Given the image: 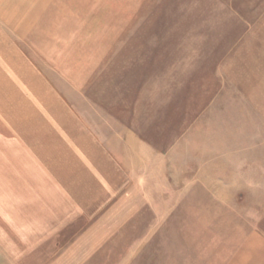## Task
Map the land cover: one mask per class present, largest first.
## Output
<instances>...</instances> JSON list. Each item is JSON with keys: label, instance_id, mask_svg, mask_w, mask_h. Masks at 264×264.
Segmentation results:
<instances>
[{"label": "rangeland", "instance_id": "rangeland-1", "mask_svg": "<svg viewBox=\"0 0 264 264\" xmlns=\"http://www.w3.org/2000/svg\"><path fill=\"white\" fill-rule=\"evenodd\" d=\"M7 1L0 17L24 15ZM37 15L35 39L17 44L103 139L149 163L152 192L175 205L202 177L264 233V0H48ZM18 84L0 86V127L36 112L32 95L52 97L36 80L20 82L27 96Z\"/></svg>", "mask_w": 264, "mask_h": 264}, {"label": "crops", "instance_id": "crops-1", "mask_svg": "<svg viewBox=\"0 0 264 264\" xmlns=\"http://www.w3.org/2000/svg\"><path fill=\"white\" fill-rule=\"evenodd\" d=\"M46 2L20 0L24 15L0 17L21 26L0 29V86L36 80L52 93L32 95L36 112L0 127V264H264V233L232 198L202 177L185 183L175 205L171 193L152 192L149 163L123 157L21 49L15 39H35Z\"/></svg>", "mask_w": 264, "mask_h": 264}]
</instances>
